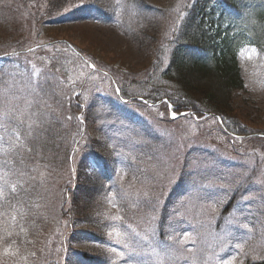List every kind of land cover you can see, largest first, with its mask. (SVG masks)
<instances>
[{"label": "rangeland", "instance_id": "1", "mask_svg": "<svg viewBox=\"0 0 264 264\" xmlns=\"http://www.w3.org/2000/svg\"><path fill=\"white\" fill-rule=\"evenodd\" d=\"M148 1L165 9L160 15L141 21L126 13L128 0H63L65 7L98 3L120 16L126 15L112 23H57L37 17L36 10L57 6L53 0H0V55L12 53L14 57L12 62H5L11 75L0 85V120L9 121L0 132V152L8 169L18 173L8 159L9 153L22 157L26 148L24 136L31 130L32 122L46 120L34 106L40 101L33 97L39 94V79L54 77L47 65L53 64L58 52L51 47L55 43H64L61 52L67 44L83 51L98 69H90L91 61L88 67L71 63V81L62 89L64 96L82 94L85 99H112L118 107L110 104L114 113L126 110L125 115H133L139 128L140 121H145L148 131L140 136L134 133L126 140L117 137L116 122L110 118L105 120L103 129L98 123L90 121L86 128L83 123L85 133L71 152L72 172L67 169L65 175L73 189L82 179L95 183L96 188L90 189L87 197L80 196L74 208L67 200L61 205L60 199L56 201L53 196L47 202L50 208L37 216V207L26 210L14 204L10 196L12 185L0 190V264H46L48 260L50 264H81L69 254L67 242L107 264H242L248 258L264 257V140L257 142L258 147L241 145L240 153L232 156L208 138L209 131L220 130L216 119L200 122L196 116L175 113L166 104H150V108L116 102L120 83L114 75L129 80L134 72L152 63L162 35L174 26L186 0ZM54 16L49 13L47 17ZM14 40L30 45L11 49ZM38 44L41 45L25 51ZM20 50L24 51L14 53ZM239 58L245 87L234 93V109L252 131L264 136V51L246 45ZM121 99L128 102L131 98ZM84 109L85 104L81 103L76 114ZM188 143L217 148L233 158L231 169L219 170L221 167L211 165H217L214 160L202 158L201 163L195 158L190 173L196 179L191 183L199 191L185 193L186 189H178L169 199L173 184L184 171L179 165ZM193 152L189 150L188 156ZM210 152L213 151L206 154ZM102 153L114 170L113 182L104 180L103 186L95 160ZM6 177L9 182L8 171ZM58 177L51 180L56 196L53 187H57ZM160 186L164 187L161 191ZM234 191L233 203L221 213ZM55 203L56 209L59 206L63 210L61 216L53 209ZM163 205H167L165 217L161 212ZM46 218L49 219L45 221ZM217 218L219 227L213 226ZM63 241L66 251L59 255Z\"/></svg>", "mask_w": 264, "mask_h": 264}, {"label": "trees", "instance_id": "2", "mask_svg": "<svg viewBox=\"0 0 264 264\" xmlns=\"http://www.w3.org/2000/svg\"><path fill=\"white\" fill-rule=\"evenodd\" d=\"M53 1L57 5L55 8L36 10L38 18L42 16L44 21L51 19L50 22L57 23L74 20H99L111 23L126 15L120 16L98 3L65 7L62 4L63 0ZM164 9L148 0H132L131 5H128L125 10L126 13L130 12L142 21L160 15ZM49 13L56 16L48 18ZM176 16L178 20L162 35L160 46L156 49L153 61L148 67L141 69L139 74L134 72L129 80L114 75L120 83V94L115 95L116 102L122 106L138 104L150 107L148 103L139 99L143 97L153 103L163 100L158 107L165 104L168 106L169 103L175 112L189 111V116L212 119H217L219 116L223 121L220 129L226 137L218 135L217 132H209L208 138L214 139L211 142L217 147H225L231 155L240 153L239 146L243 144L260 146L257 142L264 140L263 137L253 135L255 131L249 129L239 119L234 109L233 96L236 91L243 90L245 87L239 60L240 50L247 44H255L260 50H264V0H186ZM12 44L11 49L25 48L30 45L21 43L20 40H14ZM62 46H64L63 42L51 45L58 51L53 57V64L47 65L51 68L54 77L45 76L39 79L36 84L39 94L33 97L34 101H40V104L34 106L46 116V120L32 122L34 124L31 130L27 136H24L26 148L22 157L12 153L8 155V159L17 167L16 175L8 169L9 165L3 163V154L0 152V190L12 185L10 196L14 204L26 210L37 207V216L41 211L50 208L47 202L53 196L56 201L60 199L61 205L67 200L69 206L74 208L81 197H87L89 190L96 188L95 183H87L88 181L82 179L74 189H71L65 175L67 169L70 173L72 172L71 152L82 135L83 123L85 128L90 121L92 124L98 123L103 129L105 120L110 118L112 122H116L117 137L126 140L134 133H136L135 136H140L148 132L144 127L145 121H140L141 128H139L133 115L129 112L125 115L126 110L118 115L114 113L111 106H116L112 99L101 96L85 99L82 94L64 96L62 89L71 81V63L84 64L86 67L88 65L86 60L69 44L63 52H61ZM81 52L84 54L83 51ZM1 59L3 62H12L14 57L5 56ZM25 63L29 65L28 61ZM96 71L95 69L94 72ZM10 75L5 64L0 66V85L4 84ZM121 98L131 99L123 102ZM81 103L85 104V109L77 115L76 108ZM207 113L209 115L205 117ZM121 117L124 118L123 121H120ZM6 122L9 121L0 120V132L5 128ZM23 129L26 131V127ZM227 131L242 135V140L232 137ZM261 145L264 149L263 142ZM211 149L213 152L207 155L206 153ZM189 150L194 151L191 156H188ZM218 153L210 145L186 144L183 159L179 165V169L184 171L179 173L168 198L172 199L178 189H186L185 193L199 191L200 188L191 183L196 179L190 173L191 165L196 159L203 163L202 158L211 156L213 160ZM95 159L101 185L103 186L104 180L113 182L114 170L108 158L102 153ZM7 171L11 176L8 183L3 175ZM26 176L29 180H25ZM57 176H59L57 187H53L57 193L56 196L51 190V180H55ZM252 179L254 178H251V182ZM163 188L160 186V191ZM68 193L70 194L67 195ZM34 195L38 196L34 197ZM235 195V191L232 192L230 201L221 209V213L226 212L228 206L233 203ZM166 208L167 205H163L161 209L164 217ZM53 209L59 216L63 213L59 206L56 209V203ZM72 210L74 212V209ZM47 219L49 218L45 221ZM161 222L162 216L158 219V226ZM219 225L220 218H217L213 221V226L219 227ZM84 232L91 233L87 230ZM80 236H82L81 233ZM89 238L92 237L89 236ZM67 249L69 254L76 256L81 264H107L106 260L93 258L87 251L74 249L69 242H67ZM65 251L63 241L59 255ZM46 264H50V261L48 260ZM242 264H264V257L248 258Z\"/></svg>", "mask_w": 264, "mask_h": 264}, {"label": "snow or ice", "instance_id": "3", "mask_svg": "<svg viewBox=\"0 0 264 264\" xmlns=\"http://www.w3.org/2000/svg\"><path fill=\"white\" fill-rule=\"evenodd\" d=\"M161 115H162V114H161ZM172 116H173V118H175L176 114H175V113H172ZM145 238H147V237H145ZM113 251H116V250L113 249ZM120 255H123V253H120Z\"/></svg>", "mask_w": 264, "mask_h": 264}]
</instances>
